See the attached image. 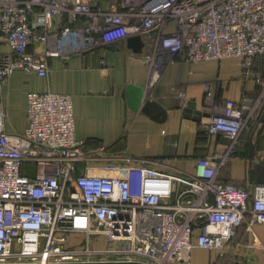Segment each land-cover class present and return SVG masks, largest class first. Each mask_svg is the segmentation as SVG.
I'll return each mask as SVG.
<instances>
[{
	"label": "built area",
	"instance_id": "1",
	"mask_svg": "<svg viewBox=\"0 0 264 264\" xmlns=\"http://www.w3.org/2000/svg\"><path fill=\"white\" fill-rule=\"evenodd\" d=\"M95 1L0 0V44L7 47L0 52V92L17 70L47 77L52 57L87 56L138 35L147 36L153 81L177 57L193 64L239 57L248 75L257 58L264 60V0H113L122 10ZM37 44L44 48L32 51ZM256 81L254 101L228 100L204 127L225 135L226 149L200 158L194 174L178 176L125 156L109 166L125 176L80 168L95 156L76 136L69 94L28 93L24 133L7 130L0 101V264H193L195 247L223 254L241 225L264 224V184L250 190L220 179L264 105V78ZM30 165L33 176L25 173Z\"/></svg>",
	"mask_w": 264,
	"mask_h": 264
},
{
	"label": "crops",
	"instance_id": "2",
	"mask_svg": "<svg viewBox=\"0 0 264 264\" xmlns=\"http://www.w3.org/2000/svg\"><path fill=\"white\" fill-rule=\"evenodd\" d=\"M93 5L122 10V4L113 0H96ZM55 21L60 23L61 19L56 16ZM169 30H174V24L169 25ZM142 38L146 44L147 36ZM43 48L44 45L37 44L31 50ZM0 49L7 51L2 44ZM49 66L47 77L15 71L4 83L0 101L9 117L19 119L18 133H24L28 125V93L51 90L71 95L76 136L85 143L86 151L95 156L80 168L95 167L92 173L97 175L125 176L121 169L109 167L112 162H122L119 156L134 159L133 164L150 159L163 173L194 174L200 158L223 152L229 143L225 135H210L204 130L214 108L222 109L228 100L254 101L261 89L256 78H264V60L260 57L255 61L252 75L245 73L239 57L194 64L180 63L177 57L162 67L153 81L145 51L133 50L128 38L87 56L52 57ZM128 85L143 88L146 100L156 102L161 109L150 113L143 107L134 110L124 95ZM190 103L195 104L194 111L211 115L195 119L198 115L186 112ZM263 112L264 105L221 170V181L250 190L255 184H264V122L260 121ZM7 130L10 131L8 127ZM102 146L104 151L100 149ZM199 232L197 229L195 235ZM192 258L193 264H264V224L258 223L253 229L241 225L223 254L195 247Z\"/></svg>",
	"mask_w": 264,
	"mask_h": 264
},
{
	"label": "water",
	"instance_id": "3",
	"mask_svg": "<svg viewBox=\"0 0 264 264\" xmlns=\"http://www.w3.org/2000/svg\"><path fill=\"white\" fill-rule=\"evenodd\" d=\"M128 43L133 50L136 52H144L146 50V44L141 35L132 36L128 38ZM124 95L127 97L129 105L134 110H139L143 107V110L147 113L153 111V109H161L159 104L146 100L145 92L143 88L137 87L136 85H128L124 91ZM195 104L190 103V107L186 109V112L192 113L195 116V119L200 120L203 116H210L211 113L203 112L201 110H195ZM190 116V115H189ZM260 121L264 122V112L260 118ZM254 124V121L251 122V125ZM253 147V146H252ZM8 264H38V263H8ZM49 264H150L143 261H88V262H66V263H49Z\"/></svg>",
	"mask_w": 264,
	"mask_h": 264
},
{
	"label": "rangeland",
	"instance_id": "4",
	"mask_svg": "<svg viewBox=\"0 0 264 264\" xmlns=\"http://www.w3.org/2000/svg\"><path fill=\"white\" fill-rule=\"evenodd\" d=\"M4 49V48H2ZM1 50V49H0ZM0 52H4V51H0ZM19 119L16 117H9L8 115L6 116V124L8 129L11 132H19L18 131V125H19ZM25 173H28L30 176H33L36 173V167L34 165H30L28 166V168H25ZM75 241L77 243H81L82 242V236H79L75 239ZM83 244V243H82ZM110 245L105 241L104 243H102L101 248H108Z\"/></svg>",
	"mask_w": 264,
	"mask_h": 264
},
{
	"label": "trees",
	"instance_id": "5",
	"mask_svg": "<svg viewBox=\"0 0 264 264\" xmlns=\"http://www.w3.org/2000/svg\"><path fill=\"white\" fill-rule=\"evenodd\" d=\"M108 48H110V47H108Z\"/></svg>",
	"mask_w": 264,
	"mask_h": 264
}]
</instances>
